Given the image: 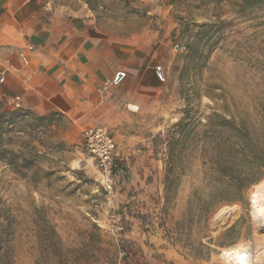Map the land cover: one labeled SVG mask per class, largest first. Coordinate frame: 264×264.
<instances>
[{
    "label": "rangeland",
    "instance_id": "1",
    "mask_svg": "<svg viewBox=\"0 0 264 264\" xmlns=\"http://www.w3.org/2000/svg\"><path fill=\"white\" fill-rule=\"evenodd\" d=\"M82 1L108 33L140 38L162 58L160 130L148 123L145 132L162 164V187L150 205L116 204L82 144L60 150V121L55 130L15 125L0 149V223L10 225L12 264H228L224 252L235 246L243 264H264V226L252 198L264 197V176L242 202L214 208L202 141L195 149L187 140L174 159L178 177L165 184L166 141L181 119L204 124L212 110L225 108L237 122L264 121V7L243 10V0ZM10 152L30 164L11 165ZM114 224L123 230L114 232Z\"/></svg>",
    "mask_w": 264,
    "mask_h": 264
},
{
    "label": "crops",
    "instance_id": "2",
    "mask_svg": "<svg viewBox=\"0 0 264 264\" xmlns=\"http://www.w3.org/2000/svg\"><path fill=\"white\" fill-rule=\"evenodd\" d=\"M147 44L108 33L82 0H0L3 109L43 118L36 130H55L60 121L58 145L65 152L80 148L84 130L108 126L121 168L116 204L150 205L162 187V164L145 132L159 127L163 84L155 68L164 63ZM118 71L125 78L112 85Z\"/></svg>",
    "mask_w": 264,
    "mask_h": 264
},
{
    "label": "trees",
    "instance_id": "3",
    "mask_svg": "<svg viewBox=\"0 0 264 264\" xmlns=\"http://www.w3.org/2000/svg\"><path fill=\"white\" fill-rule=\"evenodd\" d=\"M264 7V0H243V10ZM36 129L44 123L43 118L22 111L3 109L0 100V149L1 142L15 125ZM166 141L165 184H171L178 176L174 159L182 152L185 142L191 141L195 149L200 141L206 166L204 180L210 187L209 198L213 207L233 202H242L249 187L264 176V121L247 125L237 122L227 110H212L205 123L197 119L186 122L181 119L169 133ZM9 154V153H8ZM10 164L27 166L30 161L10 152ZM23 176V175H22ZM8 221L0 223V264H12L9 252Z\"/></svg>",
    "mask_w": 264,
    "mask_h": 264
},
{
    "label": "built area",
    "instance_id": "4",
    "mask_svg": "<svg viewBox=\"0 0 264 264\" xmlns=\"http://www.w3.org/2000/svg\"><path fill=\"white\" fill-rule=\"evenodd\" d=\"M157 78L163 82L164 73L161 67L155 68ZM125 78V73L118 71L114 74L111 84L118 85ZM3 73L0 72V84L3 83ZM15 106L18 103L15 102ZM82 146L84 150L92 157L96 164L97 173L102 184L103 190L108 196L116 193V173L118 169L115 163L116 144L114 138L105 126H95L84 130L81 134ZM119 216L112 211L111 221L115 222ZM123 226L120 224L110 225L114 232H121Z\"/></svg>",
    "mask_w": 264,
    "mask_h": 264
},
{
    "label": "bare ground",
    "instance_id": "5",
    "mask_svg": "<svg viewBox=\"0 0 264 264\" xmlns=\"http://www.w3.org/2000/svg\"><path fill=\"white\" fill-rule=\"evenodd\" d=\"M252 198H253V204H255V206L258 207V211H260V213H259L260 215L257 216L258 222H259V226H262V225L264 226V197L261 194V192H257L255 194H253ZM224 211L225 212L220 213V215L218 216V218L220 219V222H223L225 220L224 214L227 213L226 212L227 210H224ZM224 258H225V260H226V262L228 264H243L245 262L244 253L242 252L241 248L236 247V246L235 247H230L228 249L226 248V250L224 252Z\"/></svg>",
    "mask_w": 264,
    "mask_h": 264
}]
</instances>
